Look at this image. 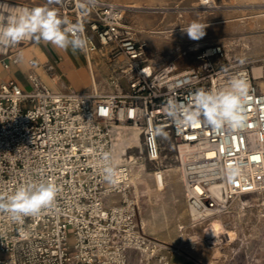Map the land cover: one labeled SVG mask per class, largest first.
<instances>
[{"label": "built area", "instance_id": "built-area-1", "mask_svg": "<svg viewBox=\"0 0 264 264\" xmlns=\"http://www.w3.org/2000/svg\"><path fill=\"white\" fill-rule=\"evenodd\" d=\"M80 4L61 0L51 7L82 27L88 43L85 56L105 51L100 56L107 57L110 76L93 80L84 90L50 89L29 60L27 88L13 79L0 83V193L42 177L59 188L53 208L26 217L22 224L0 214V264H131L132 255L139 264H170L172 247L146 235L139 225L130 184L121 176L123 161L116 158L113 128L136 127L143 157L154 164L160 160L163 138L175 144L187 204L202 215L236 195L261 191L264 60L255 73L246 60L243 65L225 63L222 46L213 45L191 68L179 70L173 61L154 64L134 38L126 9L108 0H96L87 11ZM30 41L0 48L2 65L7 67L4 56L16 61L15 52ZM238 73L248 87L244 127L217 131L199 121L177 123L166 114L169 99L190 105L197 90L223 89ZM182 143L201 148L195 157L186 156L178 149ZM202 146L212 149L211 158ZM105 153L117 169L114 185L103 178Z\"/></svg>", "mask_w": 264, "mask_h": 264}, {"label": "rangeland", "instance_id": "rangeland-1", "mask_svg": "<svg viewBox=\"0 0 264 264\" xmlns=\"http://www.w3.org/2000/svg\"><path fill=\"white\" fill-rule=\"evenodd\" d=\"M17 1L34 5L47 3V0ZM108 1L141 6L125 10V20L132 26L133 36L142 45L145 57L149 61L153 60L154 64L173 61L179 70L191 68L201 62V53L213 45L222 46L225 63L243 58L254 68L264 60V31L262 23H255L258 17L254 16L264 10V0ZM260 18L264 19V16ZM193 21L201 24L219 22L207 24L205 35L200 40H192L183 28H187ZM104 58L108 64L107 57ZM99 66L102 67V63ZM105 67L106 71L100 70L96 81L111 75L109 67ZM44 84L50 89L56 86L47 81ZM113 129L120 131L119 134H113V142L119 143L123 139L121 142L124 145L127 141L122 149L118 144L123 157L120 159L128 164L136 156V167H146L143 177L151 189L155 187L152 172L158 165L179 166L175 159L176 145L171 146L166 138L161 141L159 164H154L143 157L142 137L137 131L124 126ZM168 173L170 176L167 173L164 176L176 182H169L161 192L148 194L144 181L138 183L136 189L131 183L129 186L137 201L139 225L140 221L145 224L142 231L172 247L173 259L170 261L186 260L188 264H264V189L240 194L238 198L232 197L226 206L193 220L179 173ZM240 201H244V204ZM214 219L220 221L223 231L233 230L231 240H227L224 232H219V240L216 242H212V238L206 235L205 228ZM137 259V256L132 255L131 264H139Z\"/></svg>", "mask_w": 264, "mask_h": 264}, {"label": "clouds", "instance_id": "clouds-1", "mask_svg": "<svg viewBox=\"0 0 264 264\" xmlns=\"http://www.w3.org/2000/svg\"><path fill=\"white\" fill-rule=\"evenodd\" d=\"M60 2L47 0L46 4L36 7H13L0 3V48L14 47L22 41L32 40L73 53H86L88 43L82 27L73 24L67 17H61L51 7ZM95 3L96 0H81L80 7L87 11ZM206 26L193 21L183 31L190 39L200 40L205 35ZM239 63L243 65L245 60L241 58ZM247 101V83L243 73H238L223 89L197 90L190 105L169 99L165 110L177 123L190 125L199 121L218 131L224 127H244ZM102 172L107 183H116L117 169L107 153L102 157ZM58 192V186L43 177L21 183L10 192L0 193V214L22 224L26 217L37 216L43 210L53 208Z\"/></svg>", "mask_w": 264, "mask_h": 264}, {"label": "crops", "instance_id": "crops-1", "mask_svg": "<svg viewBox=\"0 0 264 264\" xmlns=\"http://www.w3.org/2000/svg\"><path fill=\"white\" fill-rule=\"evenodd\" d=\"M106 54L104 51L99 54L92 52L90 56L84 53H73L71 50H61L51 44L43 42L37 44L30 41L28 45L19 48L16 52V61L8 56L3 60L7 63L4 67L0 62V83L8 79H13L20 87L27 88V73L29 70L28 61L35 63L34 71L40 80L54 83V89L58 90L64 86H69L75 90L88 89L93 80H96L101 71H106L105 58L99 55ZM30 55V58L28 56ZM102 63V67L99 66ZM95 69V72L93 71ZM95 85V81L94 84ZM141 222V221H140ZM142 224V222H141ZM143 227V224H142ZM173 259V256L170 260ZM172 264H188L186 260L170 261Z\"/></svg>", "mask_w": 264, "mask_h": 264}, {"label": "bare ground", "instance_id": "bare-ground-1", "mask_svg": "<svg viewBox=\"0 0 264 264\" xmlns=\"http://www.w3.org/2000/svg\"><path fill=\"white\" fill-rule=\"evenodd\" d=\"M249 3V2H248ZM119 4L120 6H122L124 9L126 10H129L131 8H140V7H136L134 5H126V4H122V3H117ZM264 7V6H263ZM181 12V11H179ZM179 15V14H178ZM254 16L258 17V19L256 20L255 23H259L261 24L262 23V31H264V19L263 18H260V17H263L264 16V10L256 13ZM246 16L244 17H240L238 19H242V18H245ZM249 18V17H248ZM260 18V20H259ZM253 21V20H251ZM219 21H210L208 23H204V25H207V24H214V23H218ZM221 24V23H220ZM240 28V27H239ZM261 30V29H259ZM211 47L207 48V50L209 51ZM105 52V51H104ZM96 53V52H95ZM99 54V52H97ZM99 60H101V57L99 55ZM150 62L151 63H154L153 60L150 59ZM254 72L257 73V67H254L253 68ZM122 127L124 126V128H129V129H132V130H135L137 131V134H138V129L134 126H130V125H126V124H119L117 127ZM115 133L119 134L120 131L117 130L115 131ZM139 135V134H138ZM123 139H121L122 141ZM119 141V143H117V141H114V149H115V152H116V158H122V151L118 149V144H120V148L122 149L123 146H125L127 144V141H125V144L122 145V142ZM204 148V151H205V154H206V158H211L213 156V151L211 148L209 147H205V146H202ZM199 148H201L200 146L198 145H194V144H187V143H182L178 146V149H179V152L182 154L184 153L186 156H192V157H195L196 156V152L199 150ZM136 156H133L132 159L128 162V164L126 163V161H123V163L121 165H119L120 167V171H123L121 176L126 178V182L128 184H132L134 186V188L136 189L137 188V184L140 183L141 181H144V172L146 171V167L141 165L139 168L136 167ZM159 164V162H158ZM168 172H178L179 173V179L182 180V183H183V186H185V178H184V172L183 170L181 169L180 165L179 166H169V167H159V165L154 169V171L152 172V175H153V179H154V185L155 187L153 189H151L148 184L145 182V190L146 192L149 193H152V192H161L164 187L170 182H176L174 179H171V178H166L164 175L165 173L169 174ZM149 174V173H147ZM146 174V175H147ZM172 175V174H171ZM144 176V177H143ZM170 176V174H169ZM177 179V178H176ZM148 180V179H147ZM152 183V182H151ZM150 183V184H151ZM130 184V185H131ZM174 187V186H173ZM185 192V190H184ZM217 196V192L216 191H213ZM249 193H252V192H246L244 194H249ZM160 196V195H159ZM161 197V196H160ZM164 197V196H163ZM240 197V195H236L234 196V198H238ZM136 204H137V201L135 199V197L133 196ZM162 198V197H161ZM166 198V197H165ZM152 200V199H151ZM161 200V199H160ZM174 201V200H173ZM240 203L244 204V201H240ZM226 206V205H224ZM188 210H189V214L191 216V218L193 220L195 219H198V218H201L205 215H209L211 214L212 212H214L215 210H219V209H206V212L204 213V215H202L199 211L195 210L194 208H192L191 206L188 205ZM141 223V222H140ZM142 224H144V221H142ZM142 224H141V227H142ZM145 225V224H144ZM143 229V227H142ZM223 229V225H221L220 221H218L217 219H214L213 221H211V223H209V226L207 228H205V233L208 237H211L212 238V242H216L219 240V232H224L225 234H227V240H231L232 237H233V230H222ZM216 254V253H215ZM214 254V255H215Z\"/></svg>", "mask_w": 264, "mask_h": 264}]
</instances>
